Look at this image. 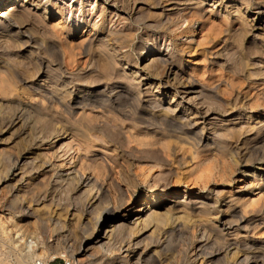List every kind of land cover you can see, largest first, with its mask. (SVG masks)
Here are the masks:
<instances>
[{
    "label": "bare ground",
    "instance_id": "1",
    "mask_svg": "<svg viewBox=\"0 0 264 264\" xmlns=\"http://www.w3.org/2000/svg\"><path fill=\"white\" fill-rule=\"evenodd\" d=\"M73 1L77 4L78 12L59 6L57 1L0 0V56L6 55L5 59L0 60V93L3 94L0 102H7L13 106V111L18 112L25 111L23 106L28 109L32 107L30 104L6 99L7 95L15 96L12 87L20 82L29 84L27 88L46 101L47 105L37 110L41 115L45 109L53 112L50 108L53 102H58L63 112L57 119L49 115L51 120L60 124L55 125L52 122L46 129L29 131L25 148H14V152L0 149V176L3 178V175L5 177L9 174L11 179L22 183L20 186L21 183L15 182L13 189L10 184L15 196L21 194L24 186L34 188L41 181L38 178L42 177L47 182H53V192L58 187L63 191L87 194L89 201L84 200L81 203L84 213L90 214L101 207L88 235L80 238L78 242H72L68 249L73 252H85L88 264H264V241L255 240V236L262 235L259 230H264V125H259L255 130L257 136L263 134V137L257 139L256 136V141L245 148L241 154L242 161L238 152H233L228 144H223L231 127L224 123L223 118L216 117L218 113L210 110L209 104L212 101L218 103L217 95H208L203 84L192 81L183 83L181 88L168 86L170 81L172 84L181 81L176 71H173L170 55L160 51L154 52V49L143 45L146 49V55L141 60L143 66L140 67L138 60L134 59L131 73L125 71V66L116 67L119 63L116 56L104 55V51H101L96 59L88 54L84 65L81 66L78 64L80 57L77 55L84 52L87 54L96 39L99 50L105 49L113 53L116 52L117 46L109 44L107 38L112 35L118 38L133 36L137 29L126 24H123V30L108 27L107 23L111 20L106 18L108 8L119 15L117 23L127 21L131 24L142 21L139 20L140 12L135 8L136 0H90L91 9L98 8V21L84 15L81 8L84 0ZM130 2L132 3L129 8ZM172 5L171 12L178 14L176 20L186 21L187 17L183 11L188 5H184V8H179L174 3ZM246 10L247 8L241 6L235 8L241 20L248 17L243 16ZM181 11L183 13H180ZM55 14H58L57 22L50 19ZM27 19H32L34 26L29 29L26 27L28 30H25L24 22ZM154 21L155 25L146 23L147 26L161 28L169 18L160 13ZM245 22L258 29L263 25L261 30H264V7L256 8L254 16ZM36 29L40 31L39 34ZM38 50L51 52L52 59H48L45 65L43 62L39 63L40 59L35 55ZM21 52L28 55L22 57L24 54L21 55ZM8 57L17 65H25L26 58L34 61L29 68L32 71L31 83L15 70L11 62H8ZM95 64L100 67L105 78H112L124 84L116 87L114 85L109 90L102 91L105 94L99 104L98 99L95 101L88 94L93 92L90 88L81 86L73 90L68 86L79 78L92 77ZM42 65L45 66L44 72ZM145 68L149 72L154 71L155 79L146 82L145 92L150 98L142 102L140 86L148 76ZM64 74L69 75L70 79L63 78ZM37 79L43 80V83H34ZM47 85H53L54 88H47ZM129 89L135 91V97L130 99L129 106L132 109H124L119 114L96 109L98 105L111 108V103L115 102L118 106L121 105L119 101L125 102L128 99H125L124 92ZM162 95H167L169 101H165ZM195 104L204 106V110H200ZM146 107H151L154 111L147 112ZM76 109L81 111L76 114ZM51 112L48 114H52ZM218 112L223 113L221 110ZM213 114L214 116L209 117ZM207 129L210 131L208 134ZM61 138L65 142L55 148ZM210 148L218 153L224 149L225 153L223 155L221 152L220 158L218 156L213 161H208L202 167L203 171L196 174L195 178L201 181L205 178V186L210 173L218 177H228L230 180L240 168L242 177L252 178L249 182L246 179L238 180L243 182L242 193L228 192L219 202L215 199L205 200L200 191L195 195H186V185L181 195L166 194L170 178L174 174L170 166L174 161L173 154L178 150L182 151L183 155L190 151L195 158H199L201 152H207ZM57 150L63 151V154L70 152V166L66 169L61 168V162L58 164L52 161L58 156ZM181 155H177L180 158L176 159L179 164L184 159ZM241 164L243 166L240 167ZM212 167L216 168L215 172ZM25 178L28 180L24 184ZM139 180L146 181V189L140 191L141 199L130 214L127 208L122 209L123 201L138 188ZM156 192L164 193L165 196L160 198ZM261 192L259 198L254 197ZM111 193L119 203L110 207L104 203L108 201ZM203 193L216 194L214 188ZM248 193L250 194L244 201L248 204L242 205L244 194ZM24 200L22 198L20 206H17L26 212L23 215H38L39 208L36 205L41 204L43 200L34 204ZM75 211V208L65 209L64 217H68V222L76 227L81 217ZM37 217L40 218V215ZM86 221L89 222V219ZM0 228L8 240L27 248L28 259H38L41 264H47L44 254L46 252L43 250L45 248L39 247L40 242L28 237L18 221L8 219L4 224L0 222ZM64 251L60 253L63 254ZM16 264L27 263L17 259Z\"/></svg>",
    "mask_w": 264,
    "mask_h": 264
},
{
    "label": "rangeland",
    "instance_id": "2",
    "mask_svg": "<svg viewBox=\"0 0 264 264\" xmlns=\"http://www.w3.org/2000/svg\"><path fill=\"white\" fill-rule=\"evenodd\" d=\"M50 1H57L56 3L59 6H63L66 7V9H72L73 11L78 12L77 4H75L73 0ZM263 2L264 0H136L135 8L138 9L141 14L139 20L142 21V23L131 22V24L127 21L117 23L116 21L119 15L112 11L111 8H108L106 11V18L111 20L107 23V26L114 30H123L125 29L123 24L128 26L131 25L137 28L134 35L121 38L116 37V35L108 37V43L117 46L116 52L113 53L110 51L109 53L103 48V50H99V45L96 42L98 40L96 39L95 43L93 42V48L90 51H87V54L84 52L77 55L80 57V59L78 58V64L80 63L81 66H83L84 59L89 56L88 54H91L93 58L96 59L98 54L101 51H104V55L114 54L116 56V59L119 61L116 67L120 68L125 66V71L131 73L130 69H132L134 65V59L138 60L140 67L143 66V62H141V60L144 58L143 56L146 55L144 54L146 53V49L143 48V45H145L146 48L154 49L152 50L154 52L160 51L164 54L170 55V62H172L171 66L174 68L173 71H176L177 76L181 81H178L176 84H172L170 81L168 86L171 88H181L183 83L185 84L188 81H192L199 85L203 84L202 86L208 91V95H217L218 103L212 101V103L209 104V107H211L210 110H213L215 114L218 113L219 115H216V117L218 119L223 118L225 121L224 123L231 127L230 130L227 129L229 131L224 138L225 143L223 144H228L229 147L233 149V152H238L240 160L243 161V155L241 154H243L247 146H250L252 142L256 141L255 138L257 133L255 130H257V127L259 125H264V30H261L263 29V25H261L258 29L251 27L250 23L245 22L254 16L256 8L264 7ZM131 3L132 2H130L129 8L131 7ZM173 3L179 8H184V5H188V7H185V11H183L186 14L185 17H187V19H185L186 21L182 22L176 20L178 14L171 12ZM124 6L127 7L126 4H124ZM237 6L247 8V15H243L245 17L248 16L247 18L241 20L238 17L239 15L235 12V8ZM107 7H109V5H107ZM81 8L83 9L85 16H88L93 20L96 19L95 21L99 20L100 16H98V8L94 7L91 9L90 0H84ZM183 12L181 11L180 13ZM160 13H164L165 16L169 18V21L161 28H152L151 26H147L146 23H152L155 25L154 20ZM50 19L51 21L57 22L58 14L51 16ZM33 26V20L27 19L26 22H24L23 29L28 30L29 27ZM26 27L28 29H26ZM36 33L39 34L40 31L36 29ZM125 51L127 53L124 54ZM50 53L51 52L49 51L44 52L43 50H38L35 55L40 59L39 63L43 62L42 64L45 65L48 59H52ZM22 54H24L22 57L28 55V53L25 52H21V55ZM5 58L6 55L0 56V60ZM8 62H11L15 70L22 77H24L28 83H31L32 78H30V76L32 71L29 68L34 62L32 59L29 60V58H26L25 65H17L9 57ZM44 69L45 66L42 65L43 72ZM145 70H147L148 76L147 79L142 81L143 84L141 82L140 86V99L142 102H145L150 98L148 93L145 92V87L147 86L146 82H149L153 78L155 79V76H153L155 74L153 70H150V72L146 68ZM63 78L68 80L70 79L69 75L67 74H64ZM41 82L43 83V80L39 81L37 79L36 82L34 81V83L37 84H42ZM72 84H68V86L73 90L81 86L90 88V90L93 92L88 94L92 96V99L95 101L96 99L100 100H97V104L101 102L103 99V94H105L102 91L109 90L110 87L114 85L115 87L124 85L123 83H118L117 80L115 81L112 78H105L100 67L98 65L96 66V64L94 65V74L92 77L83 79L79 78L78 80L73 81ZM28 85L29 84L19 82L17 86L12 87L13 94L15 96L12 97V95H7L6 99H12L20 101L24 104L26 103L27 105H32V107L29 109L23 106L25 111H13V106H10L7 102H0V149L2 151L14 152L16 149H23L27 145L26 136H28L29 131L34 132L36 130L46 129L48 126L52 125V122H54L55 125L60 124L58 122L56 123V120H51L49 116L53 115L55 119L60 117V113H63L61 111L60 104L58 102H53L50 107L53 112H51L49 109H45L43 110L45 115L43 113L41 115V112H38L37 110L43 107V105H47L46 101L38 94H33L34 92L27 88ZM52 86L53 85H47V88H54V86ZM162 88L164 90L165 85L162 86ZM124 93L125 99H128H126L125 102L124 100H118L121 102V105L118 106L117 102H115V104L111 103V108H103L102 106L98 105L99 107L96 109L102 111H111L117 114H119L124 109H132V107H130V99L135 97V91L129 89L125 90ZM176 94V97H178V93ZM162 97H164L165 101L168 100L167 95H162ZM1 98H3L2 93H0V100ZM121 98L124 99V96ZM123 104L125 105L122 106ZM127 105L130 106L128 107ZM195 105H197V108H201L202 111L204 110V106L202 107L199 104ZM31 108L33 112L31 111ZM140 110L142 111V108ZM146 110L147 112L154 111V109L151 107H146ZM219 110L223 111V113H219ZM80 111L81 109H76V114ZM50 112L52 114H48ZM244 114L250 118L248 119L247 116H244ZM212 116H214V114L209 115V117ZM208 127L209 124H207V128ZM209 132L210 131L207 129L206 133L208 134ZM262 137L263 134H260L257 136V139ZM61 142H65V140L63 141L62 139L58 141L56 143L57 147L55 146V148H58L61 145ZM229 142L231 143L229 144ZM182 145L188 147L185 144ZM177 150L178 149H176V151ZM57 151H59L57 152L58 156L52 159V161L57 162L58 164L61 162V168L66 169L70 166L68 158V154L70 152L63 154V151ZM221 152L224 155L225 150L223 149ZM219 153L210 148L207 152H201L199 154V158H195L193 154L190 153V151L185 152L183 155L182 151L178 150L175 155L173 154L174 161L170 166L174 170V174L170 178V186L166 194L173 193L174 195H181L185 191V187L188 186L185 192L186 195H195L197 191H200V195L204 197L205 200L215 199L221 202L224 197H226L228 192L242 193L243 182L238 180L246 179V181L249 182V180L251 181L252 178H244V176L242 177L239 173L240 168L237 169L236 174H233L230 180L228 177H218L217 175L210 173L211 176L207 178L208 183L205 186L203 184L205 178H203V181L195 178L196 174H199L201 171H203L202 167L208 161H213L218 156L220 158ZM180 154H182L181 156H184L181 164L176 161V159L180 158V156L177 155ZM215 161L217 163V160ZM239 166L241 167L243 164ZM214 170L216 171V168L212 167L213 172H215ZM26 177L28 178V176ZM11 178L12 177H10L9 174H6L5 177L3 175V178L0 176V179H2L0 180L1 224H4L8 219H11L13 222L18 221L19 224H21V229H24L23 231L26 232L25 234H27L28 237H32V240L40 242L38 243L39 247L42 246L45 248L43 250L46 252L44 254L47 257V264H88L85 252H73L69 251L68 249L72 242H78L80 238H85L88 235L91 224L94 222L93 220H95V216L97 217L100 214L101 207H99L100 209L96 208V210H94V212L92 211L90 214L84 213V211H82L83 209L81 208V203L84 200L86 202L87 200L89 201V196L87 194L82 195L79 191H63L58 187L54 193L51 186L53 182H47V180L42 179V177L38 178V180H41L42 182L40 181V183L34 186V188L29 189L30 187L24 186L22 188V192H20L22 195L18 194L15 196L11 190L13 189L16 181ZM27 178L23 180L24 184L27 182ZM149 178L150 176L147 177V180H149ZM139 182L138 188L135 189L133 193L130 194V196H126V199L123 201L124 204L122 209L127 208L126 210H128L130 214L134 212L136 208L135 205L138 203V200L141 199L140 191L146 189V181L139 180ZM20 183L16 182V184ZM10 184L11 186L13 185L12 189ZM21 185L22 183L20 186ZM212 188H214V192H216V194L211 193V195H206L203 193V191H207L209 189L211 190ZM7 189H10V191ZM156 193H158L160 198L165 196L164 193ZM249 194L250 193L244 194V200L242 199L241 201L242 205L246 203L244 201ZM261 194L262 192L254 197L259 198ZM110 195V198H108L110 203L106 200L107 202L105 201L106 203H104V205H109L110 207L113 204L117 205L119 200H116L114 194L111 193ZM22 198L25 199L24 201H28L29 203L31 202V204H34L36 201L43 200L40 202L41 204H38V206L36 205V207L39 208V214L37 211L38 215H23V213L26 212H23V210H20L17 207L18 204L20 206V200ZM261 201L262 199L260 202ZM67 208H75V212L81 217V220L76 224V227L74 224L72 225L70 222H68V217H64L66 215L65 209L67 210ZM39 215L40 218H43L42 220L37 217ZM222 216L223 215H220V217ZM64 218L65 223H63ZM88 219L89 222L86 221ZM259 231L262 233V235L258 234L255 236V240L264 241L263 228ZM2 232L3 231L0 228V264H16L17 259H22V261L27 263V261L30 260L27 257V248H24V246H18V243L16 242H11ZM62 250H65L63 253L64 255L60 253Z\"/></svg>",
    "mask_w": 264,
    "mask_h": 264
},
{
    "label": "built area",
    "instance_id": "3",
    "mask_svg": "<svg viewBox=\"0 0 264 264\" xmlns=\"http://www.w3.org/2000/svg\"><path fill=\"white\" fill-rule=\"evenodd\" d=\"M40 260H38V259H30L28 262H27V264H41L40 262H39Z\"/></svg>",
    "mask_w": 264,
    "mask_h": 264
}]
</instances>
